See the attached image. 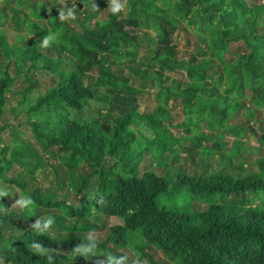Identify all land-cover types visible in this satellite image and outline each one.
<instances>
[{
    "label": "trees",
    "instance_id": "1",
    "mask_svg": "<svg viewBox=\"0 0 264 264\" xmlns=\"http://www.w3.org/2000/svg\"><path fill=\"white\" fill-rule=\"evenodd\" d=\"M118 2L113 14L110 0H0V264H132L129 248L147 264L152 248L177 264H264V159L257 172L240 161L238 139L255 131L231 118L247 100L264 109V0ZM201 122L215 135L167 128ZM217 150L223 168L208 173L201 158Z\"/></svg>",
    "mask_w": 264,
    "mask_h": 264
},
{
    "label": "rangeland",
    "instance_id": "2",
    "mask_svg": "<svg viewBox=\"0 0 264 264\" xmlns=\"http://www.w3.org/2000/svg\"><path fill=\"white\" fill-rule=\"evenodd\" d=\"M9 33H10V31H9ZM191 42H193V40ZM185 45H187V44L182 39L180 41V45H178L179 51L184 50L185 53L186 52L191 53L192 50L194 49V46L190 45V47L187 48ZM179 79H181V76L178 75L176 77V80L178 81ZM135 85L138 88L141 87L139 82H136ZM143 91H144V93L140 97H138L140 112H142V113L154 112L156 107L159 104L157 101V98H156V94L158 92L157 88L151 87V86L150 87L146 86V87H143ZM17 98H19V97L18 96L12 97V104H14V106H16V99ZM249 102H250L249 100L246 101V104H245L246 109H244L238 113H232L231 118L234 119L232 121V123H242V125H246V123H249L250 127L253 128L255 131V134H251V133L247 132V134H245L240 139H238V143L240 145V150L242 153V155L240 157V161L245 160L247 165H248L247 169L250 168L251 172H257V171H259V168H258L259 160L264 159V145L258 139L259 136L264 133V109L262 108L260 110H255V107L252 106ZM173 107L169 111L170 112L169 123H170V125L177 126V125H180L184 122L185 113H184L181 106H176L174 108ZM101 108H102V105L100 103L92 101L90 103L89 107L85 110L84 116L90 117V118H95V117H97L98 110ZM17 110L19 111L20 109L17 107ZM249 110L255 111L256 114H258V115L257 116L255 115L254 117H249ZM8 117L11 118V115H8ZM167 128L171 132V134L176 138L194 136V135H196L195 133L197 131L204 132L205 134H208V135H215L214 131H211L205 122H201L200 127L198 129H195L194 125H191L189 131H186L184 128H180V127H178V129H173L169 125H167ZM20 130L25 132V135H24L25 137L29 136L28 131L24 127H22ZM234 140H235L234 136H232L230 134L225 135V137L223 138V141H222V143H224L226 146V152L225 153H228L230 151L231 143ZM184 143L186 146L190 145V141H184ZM209 144L210 143L205 141V142H203L202 146L206 148ZM177 147L181 148L178 145L175 147V149H177ZM223 152L224 151H222V150H217L213 156L208 155V156H203L201 158L202 161L206 163V168H207L208 173L219 171L221 168H223L224 164H223V161H222L223 158L221 155V154H224ZM177 153H178L177 157L179 158L178 163H182L183 161L181 162L180 158L182 156H184V154L181 151H178ZM172 157H173V155L171 156V158ZM176 160H177V158H176ZM29 167H30V165L28 167H24L25 168L23 170L24 174L27 173V170H29ZM192 168L198 172H201V169L197 166H192ZM20 171H21L20 165L15 164L12 168V174L17 175L20 173ZM43 183L45 184V182H43ZM0 191H3L1 185H0ZM15 201L16 200H11L10 204L11 205L16 204ZM112 222L119 224L120 221H112ZM148 252L152 255L154 262L157 264H177V263L167 259L161 252H159L153 248L149 249ZM126 256H127V259L129 260V262H131L132 264H147L145 259L139 258L134 251H131L130 248L126 252Z\"/></svg>",
    "mask_w": 264,
    "mask_h": 264
},
{
    "label": "clouds",
    "instance_id": "3",
    "mask_svg": "<svg viewBox=\"0 0 264 264\" xmlns=\"http://www.w3.org/2000/svg\"><path fill=\"white\" fill-rule=\"evenodd\" d=\"M124 7H125L124 4L119 3L118 0H110L109 10L111 11V13L113 14L119 13ZM58 17L60 20H65L69 18L74 19L75 18L74 11L71 8H69L66 13L63 11H60ZM49 33H50L49 35L43 37L42 42H41V47L47 48L50 45L51 41H56L58 39L57 34L52 33L51 31ZM5 195H7L6 191H0V197L5 196ZM17 205H19L21 208H29V206L33 205V201L30 197H28V198L18 200ZM51 224H52V219L49 218L43 223L37 222L33 226V228L38 233H44ZM35 247L37 251H42L39 245H35ZM89 250L90 249L88 247H79L77 249V251H79L82 254L87 253Z\"/></svg>",
    "mask_w": 264,
    "mask_h": 264
}]
</instances>
